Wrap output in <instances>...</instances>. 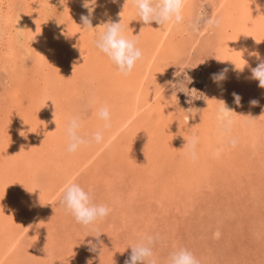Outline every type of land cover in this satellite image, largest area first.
<instances>
[{"label":"rangeland","instance_id":"374dc122","mask_svg":"<svg viewBox=\"0 0 264 264\" xmlns=\"http://www.w3.org/2000/svg\"><path fill=\"white\" fill-rule=\"evenodd\" d=\"M84 3L85 0H0V129L4 133L12 131L13 121L19 118L20 113L16 112L17 109H15L9 97L13 90L12 86H15V83L18 82V88H22V92H19L26 93L24 90L27 86H22L26 81L29 82L23 79V76L26 78L33 76L30 84L36 85L37 89H45L47 86H50L51 89L59 88L62 91L66 89L65 93L61 91L64 93L61 95H67L64 100V109H66L64 112L67 117L79 116L83 129L80 133L81 135L87 134L88 128H92L89 124L94 125L92 118L95 116L97 107L107 103L98 100L99 96H105L97 92L100 88L98 82L92 84L87 81V77L93 76L94 72L99 71L98 64L103 61L110 63L108 64L110 67L118 70L103 53L94 47V41L104 31L103 23L108 20L120 21L125 26L126 33L134 30L144 36L143 40L137 43V47L143 53L142 67L138 75L130 73L129 78L132 81H143L141 86H149L145 88H148L149 91L151 89L150 92L154 95L153 104L167 107L175 112L179 119L184 114L196 118L199 109L210 95L208 81L211 80L210 75L216 73L214 69L216 65L215 43L217 34H219L218 28H205L203 21L208 18H216L219 21L222 19L219 15L222 11V0H184V7L188 8V11L186 10V13H183V22L175 26H159L155 22L150 26L144 25L139 20L136 9L131 7L132 0H116L115 3L113 0H97V7L92 13L94 29L88 32L82 31L77 25V28H75V24L81 25V15H88V9L85 8L88 7V4ZM129 5L131 11L128 9L130 15H127L122 10L125 8L124 6ZM201 13L203 19L200 21V30L193 32L190 25ZM74 14L77 15L74 16ZM5 17H7V20ZM75 17L76 19H74ZM13 18H16V21ZM4 20L11 23L7 22V28ZM28 21L29 24H27ZM37 22H39V26ZM42 23L44 26L46 24L43 30L41 29L44 27ZM69 23L74 26L73 29L69 26ZM138 25H141L142 28L139 29ZM29 26L30 28L34 26V29L40 28L41 33L43 32L46 37L47 35L50 36L48 40L45 37L46 48L50 50V55H48L50 67L44 65L41 61L38 63L34 48L35 38L32 37L31 39L29 37L32 36L30 35L32 33H30ZM69 28L71 33H69ZM153 29L156 32V37L149 38L148 36H151L149 34H152ZM3 30L5 31L3 32ZM72 30L75 31L73 34ZM171 32L174 34H172L174 40L169 42ZM23 33L26 38L23 37ZM27 33H30L29 36ZM68 35H72V39L76 38L72 46H70L72 40L67 39L69 38ZM76 42H79L81 46L78 47ZM151 42H154L152 46ZM7 43L9 44L7 45ZM147 44L150 45L148 49ZM144 45H146V48ZM27 46H31L29 50ZM81 52H83V56H80ZM100 55L103 61L100 60L101 57L98 58ZM12 60H15L16 65L11 62ZM79 65L82 69L76 71ZM66 66L73 68L72 72L71 70L69 73H67L68 70L64 72ZM56 68L61 70L57 71ZM73 70L76 71L75 75H73ZM13 71L20 72V81H18L19 78L16 81V73H13ZM78 72L83 75H78ZM50 74H53V76ZM56 74L59 75V79H66L65 81L68 79V83H63V80L60 82L55 77ZM63 74L64 77H62ZM67 74H69L68 77ZM69 80H74L75 83ZM69 82L73 85H68ZM97 87H99L98 90ZM57 89L54 92L55 95H52L54 99H58L59 93L57 91L59 90ZM46 91L50 92L49 90ZM105 94L109 95L108 93ZM19 96L23 97L22 95ZM102 97L100 98L102 99ZM64 98L62 97V99ZM217 101L219 102L218 99ZM189 108L191 111L187 112ZM43 117L41 116L42 122H45L44 125L51 124L50 121L53 122L50 114H45V117H49L50 121ZM261 140L264 141V138ZM251 143L242 144L239 142L235 146L239 150V155L242 154L240 152L246 151L244 157L236 156L240 158V161H237L236 164L228 165V162H224L225 168L222 170L215 166L211 167V173L214 174L215 178L212 179L214 184L203 183L198 188H196L197 186L191 187L189 191L188 188H184L186 190L183 193L177 192L175 189V194H170L171 189L168 190L169 187H173L170 185L174 183L173 177L170 175V168H164L160 173V176L164 174V181L162 176H159L160 182L153 181L152 176H145L147 167L142 168L141 171L139 168L136 170L127 164L126 159L120 160L118 155L113 156L108 152H104L105 149L102 146L101 150L98 151H94L92 146L84 147L96 154L92 161H101V165L96 172L91 173L94 177L92 181H89L88 184L82 183L83 176L87 174L85 173L87 170H84L77 175V183L85 191L91 193L95 203L105 204L110 208L109 215L103 221L95 224V228L101 234L102 244L96 252L89 251L87 241L92 240L95 242V238L86 237V235L92 236L95 233L76 223L73 216L60 206L59 201L62 197L60 195L55 201L52 199V202L37 213L36 216L39 220L37 228L34 227V222L25 221L26 223L19 224V227H21L19 230L24 228L20 238L24 239L25 242L18 244L17 248L20 251L15 253L17 264H81L83 254L86 256V261L92 260V264H124V261L131 255V247L144 235H151L155 238L153 254L157 264H168L170 254L178 248H185L190 251L198 259L199 264H264V154H260L263 151L258 149H256L257 154L252 153L251 150L254 149V144L251 145ZM33 144L35 146L24 145L19 148L22 164L15 170L22 172L25 164L27 165L26 161L28 159L24 161L23 156L29 154L31 161H35V152L38 154L42 152L40 149H36L37 141H34ZM260 144L261 142L258 145H263L262 148L264 149V142ZM248 149H250L252 156ZM256 150L254 151L256 152ZM41 160V164L34 170L35 175L30 176L32 180L29 179L27 182L30 183V186L29 184H23L27 177L25 175L22 179V185H17L15 188L19 192L13 191L18 198L22 194L24 199L19 198L22 204L26 198L32 195L39 196L38 194L44 192L45 189L51 192L52 189L55 190L60 185L62 179L60 180L56 176L59 169L53 167V163H51L53 159L47 163L42 154ZM243 161H246V164H243L245 163ZM249 163H252V165ZM52 167L55 171L52 170ZM0 169L4 173L5 169L2 168V163ZM150 183L153 185L150 186L148 191H145V186ZM132 185L136 187L135 191L131 190ZM110 195L112 196L111 199ZM170 196H175L174 200L170 199ZM119 199L122 201L119 202ZM45 210H47L46 213H44ZM21 212L23 213L20 214H24L25 211L21 210ZM162 220H166L167 223ZM149 222L151 223L149 224ZM217 232L219 233L218 237L215 235ZM35 242L36 244H34ZM33 244L37 245L38 249L33 248ZM80 251L83 254H78Z\"/></svg>","mask_w":264,"mask_h":264},{"label":"bare ground","instance_id":"6f19581e","mask_svg":"<svg viewBox=\"0 0 264 264\" xmlns=\"http://www.w3.org/2000/svg\"><path fill=\"white\" fill-rule=\"evenodd\" d=\"M124 7L126 9L123 8L122 12L124 11L125 14L128 15L129 14L128 9H130L131 11L130 5L124 6ZM131 7H133V4H131ZM221 8H222V11H220L221 13L219 15H220V18H222L220 19V21L221 20L222 21L218 28L219 34H217L218 36L216 37V43H215L216 45V65L214 69L217 73L221 69L227 67L229 68V72L227 73L226 81L222 82V86H218L216 83L212 82V80L208 81L209 83L208 91L210 95L206 94L208 95V97L204 101L201 109H199L196 118H193V117L188 116L187 114H184L182 115L181 119H179L175 115V112H173L172 110H169L167 107L166 109L163 106L153 104L152 100L154 99V95L152 94V92H150L151 89L149 91L148 88H145L149 86L147 85H145V87L143 85L141 86V83L143 82L142 80H141L142 82L132 81L128 75L124 76L120 74L118 70H115L114 68L110 67V65H108L110 63H107V62L105 63L101 55L98 56V58L101 57L100 60L103 61L100 64H98L99 71L94 72L93 76L90 75L89 77H87V81L91 82L92 84L95 82H98V86H100V88L97 87V90L99 88L97 92L105 95L103 97L99 96L98 100L107 102L105 103V105H107L110 110L111 120H112L111 129L105 132L104 134L105 135L104 142L100 145H92L93 150L94 151L101 150V146H102V148L104 147L103 149H105L104 152H108L109 154H112L113 156L118 155L120 160L126 159L127 164L134 167V169L136 170L139 168L141 171L142 168L147 167L148 169H146L147 172L145 173V176H148V175L152 176L153 181L155 180V181L160 182L159 179L161 176H162V180L164 181L165 179H163V177L165 176L164 174L160 176V173L161 171L164 170V168H170L171 169L170 175L171 177H173V181H174L173 185H170V186H173L172 188L168 186L169 187L168 190L171 189L170 194H175L176 191L183 193L185 192L187 188H188L187 190L189 191L191 187L197 186L196 188H198L201 186L200 184H203V183L214 184L213 183L214 180H212V179H215L214 174L211 173L212 166H215L219 168L220 170H222L225 168L224 166L225 163L228 162V165L230 164L233 165L232 163L236 164L237 161H240V158H239L240 156L242 158L246 155L245 154L246 151L240 152L242 154L239 155L238 148H235V146L239 142L242 144L252 142L251 145L254 144L253 145L254 149L251 150V152L257 154L258 151L256 149H258L259 151H263L260 154L262 153L264 154V149L262 148L263 145H261L264 142L261 140L264 138V89L258 87V83H259L258 81L251 79V70H250L251 68H255L257 64L260 62V60L257 59V57L251 55V53L259 52L260 58L264 59V0H222ZM186 10L188 11V8L183 9L184 14L186 13ZM31 11L33 12V10ZM75 15L77 14H74V16ZM7 16H8V13H7ZM33 16L31 17L34 18ZM134 17L136 18V15ZM5 19L7 20V17H5ZM74 19H76V17ZM74 19H72V21ZM7 22L10 23V21L4 20L5 24H7ZM32 22L35 24L33 20ZM74 22H73V25H74ZM37 23L39 26V22ZM27 24H29V21L27 22ZM69 24H70L69 26H71V23ZM76 25L78 24H75V28L78 27V26L76 27ZM45 26L41 29L43 30ZM140 26L138 25L139 29L142 28ZM7 27H8V24L6 28ZM73 27L74 26H71L72 29ZM34 28L35 27L32 26L29 29L30 33H32V34L30 33L29 34L32 36H29L28 33L27 34L29 37H31V39L32 37L35 38V39L33 38L35 41L33 42L35 43L34 44L35 55L38 59V63H40L39 61H41L44 65L50 67L48 64L49 63L48 55H50L49 53L50 50L49 48H46L47 44L45 42V39L47 38L48 40V37L50 36L47 35L46 37V35L43 34V32L41 33V31H39L40 28H37V29H34ZM4 31L5 30H3V32ZM142 31L144 30L142 29ZM24 32L26 31L24 30ZM73 32L75 31L72 30V34ZM151 32L152 34H149L151 36H148V37L149 38L156 37L155 30L153 29ZM69 33H71V29L69 30ZM139 33H136L133 30L132 32L130 31L127 33L125 32V35L128 38H133V35H136L138 37L137 43L138 42L140 43L143 40L144 36L140 35ZM79 34L81 35V33ZM172 34L173 33L171 32L169 42L174 40L173 39L174 34L173 35ZM23 37L26 38L24 36V33H23ZM72 38H73L72 35H70L69 38H67L68 40H72L70 41L71 44L69 42L70 46H72L75 42L74 40H76V38L74 39ZM78 38H81V37H78ZM31 39L30 41H32ZM9 43H7V45ZM76 43L78 44V47L81 46L79 42H76ZM152 44H154V42L153 43L151 42V46ZM148 46L150 45L147 44V49H148ZM30 47L31 46L28 47V50ZM144 47L146 48V45H144ZM172 49L173 47L171 48V50ZM240 51L243 52V58L248 62V66H246L245 68H244L245 63L241 59V53H239ZM82 53L83 52L80 53V56H83ZM41 55L45 57L48 63ZM14 61L15 60H12L11 62H14ZM71 65H72V60H71ZM141 67H142V62L140 61L136 64L131 74L138 75ZM68 68L69 67L66 66L64 72H66L67 70H68L67 73H69L70 70L72 72L73 68L72 69L71 67L69 69ZM235 68L237 70L244 68V70L243 72H238L237 70H235ZM15 69H16V66H15ZM81 69L82 67L79 65V67L76 68V71L81 70ZM58 70H61V69L59 68L57 69V71ZM19 71H13V73H16L15 74L17 78L16 81L18 80V78H19L18 81H20ZM76 71L73 70V75L76 74ZM77 74L79 75L80 73L78 72ZM102 74H105V75H102ZM50 75L53 76V74H50ZM68 75L69 74H67V77ZM80 75H83V74H80ZM58 76L59 75L56 74L55 77H57V79L60 80L61 82L63 78L59 79ZM23 77H24L23 79H26L29 82L27 83L26 81V83L22 86V87L27 86L26 89L24 90L26 91V93L19 92V91L22 92V88L21 89L18 88V82L15 83V86H12V89H13L11 91L12 93L9 92L10 93L9 97L11 98L12 104L15 106V109H17L16 112L20 113L19 118H17L16 121H13L12 131L4 133V131L0 129V147H1L0 164L2 163V168L5 169V171L3 170L4 173L0 171V209H2L0 210V264H17L18 262L16 260L17 255H15V253H19L18 251H20L17 248L19 246L18 244L20 243L23 244V242H25L24 239L20 238V235L23 233L24 228L19 230V228H21L19 227V224L21 225L23 223H26L25 221L34 222L35 223L34 227L37 228L39 224V220L37 219V216H36L37 213L43 210V208L46 205H48V203L52 202V199L55 201L60 195L62 196V193L65 187L67 186V184L71 182L77 183V180H78L77 175L81 171L87 170V172H85L87 173L86 176L84 175L82 178V183L88 184V182L92 181V179L94 178L93 174L91 173L96 172L101 165L100 163L101 161L100 162L92 161L94 159L93 157L96 154H93L91 151L88 150V148L83 147L81 148V150L77 151L76 153H71V154L66 152L64 127H65L67 118L69 116L67 117L66 113L64 112V110L66 111V109H64V104H65L64 100L67 98L66 97L67 95H64L65 98L63 95H61L65 93L66 89L64 91H62L61 89L59 90V88L51 89L50 86H47V88L45 89L44 88L37 89L36 85H34L33 83L30 84L33 76H29L27 78L25 76ZM62 77H64V74ZM65 80L66 79L63 80L64 81L63 83L65 82L68 83V79L67 81ZM73 81H70V82H73ZM70 82L68 85H73V84H70ZM82 85L84 84L82 83ZM94 87L96 88V86ZM56 89L59 90L60 92L61 91L64 92V93L62 92L60 93L59 91H57L59 93L58 99L57 98L54 99V97H52V95L53 96L55 95L54 92L56 91ZM46 90H49L50 92H47ZM57 92H56V97H57ZM233 92L238 93L242 97L241 106H237L233 102V97L231 95ZM105 93H108L109 95ZM19 95H22L23 97H20ZM60 95L64 99H62V97L60 98L59 97ZM127 96L129 98H126ZM100 97H102V99ZM214 99L215 100L218 99L219 101L221 100L225 101L227 103V106L234 112V114L232 115L233 125L231 127V130L226 134L222 133L220 126L217 122L216 113L220 105L217 102H215ZM253 99L259 101V103L255 106L249 103V101ZM96 111H95V116L92 118L94 125L90 123L89 125L92 126V128L89 127L88 132H86L87 134L85 133L88 136H90L93 132H95L96 130L102 127L103 122L97 119ZM45 114H50V117H52L53 122L50 121L49 117L46 118ZM238 115H242L246 117H242ZM41 116H44L46 119H48V121H50L49 123L51 124L44 125L45 122L44 121L42 122ZM187 117H189L188 122L186 119ZM82 130L83 129L81 127L80 132ZM193 134H196L199 137L197 146L195 148V153H196L195 159H192L189 155H187L185 149L183 148L184 145L186 144V141L189 140V138ZM232 139L236 141V144L234 147L230 144V140ZM34 141H37V144H38L36 145V149L38 150L40 149L42 152L40 154L35 152V157H34L35 161H31L29 154H27L26 156H23L24 161L28 159L26 163L27 165H29V167H27V165L25 164V168L22 170V172H19V170H15V168L20 167L19 165L22 164L20 160V155H19V148L23 147L24 145L35 146L33 144ZM259 141L261 142L260 144L261 146L258 145L260 143ZM254 150H256V152ZM248 151L250 152V149H248ZM251 152H250V155L252 154ZM42 154H43V159L47 163H49V161L53 159L51 161V163H53V167L54 168L57 167L59 169V171L56 173V176L58 179L60 180L62 179V180L60 182V185L55 190L52 189L51 192H48L47 189L43 190L44 192L39 191L40 192V194H38L39 196L32 195L26 198L25 200H23L25 202L22 204L21 200L19 201V198L24 199L22 194L18 198L16 196V193L13 191L16 190L15 188L17 185L18 186L22 185L23 183L22 179H24L25 175H27V177L25 178V181L23 184L24 185L29 184L30 186V183H27V182L29 179L32 180L30 176L32 177L35 175L34 170H36V168L41 164ZM237 155H239L238 158L236 157ZM246 161H243L245 162L243 164H246ZM250 165H252V163ZM53 167H52V170L55 171ZM245 169H246V166H245ZM206 179H207V182H206ZM137 184L140 185L139 182H137ZM152 185L153 184L151 183L147 184V186H145V191H148L150 189V186ZM131 190L135 191L136 187L132 185ZM17 191L18 189L16 190V192ZM111 198L112 196L110 195V199ZM174 198L175 196H170V199L174 200ZM34 200L37 202H35ZM121 201L122 200L119 199V202ZM146 201H147V198H146ZM21 210L25 211L24 214H20V213H23L21 212ZM46 212L47 210L44 211V213ZM208 212H209V209H208ZM162 221L163 222L165 221V223H167L166 220H162ZM150 223L151 222H149V224ZM34 244H36V242ZM34 244H33V248L38 249V247H36L37 245L35 246ZM78 254H83V253L80 251L78 252ZM81 260H82L81 264L87 263L86 261L87 259L84 254H83V259L81 258Z\"/></svg>","mask_w":264,"mask_h":264},{"label":"clouds","instance_id":"9594fccd","mask_svg":"<svg viewBox=\"0 0 264 264\" xmlns=\"http://www.w3.org/2000/svg\"><path fill=\"white\" fill-rule=\"evenodd\" d=\"M113 2L115 3L116 0H113ZM85 3L88 4V7H85L88 9V15H82L80 17L81 25L77 26L83 31H91L94 29L92 25V13L97 7V0H85ZM132 3L133 7L136 9V14L139 17V20L144 25L150 26L155 22L159 26H175L181 24L184 20V0H132ZM202 19L203 14L201 13L190 25L193 32H198L200 30V21ZM203 23L204 27L207 29H215L220 26V21L216 18H208L204 20ZM103 25L104 31L100 34L99 38L94 41V47L98 49L99 52L103 53L109 61L115 65L120 74L127 76L132 72L136 64L143 59V53L141 49L137 47L138 37L133 35V38H128L125 35L126 28L120 21L113 22L108 20L104 22ZM239 53H241V59L245 63V68L248 66V62L243 58V52L240 51ZM251 55L260 60L255 68L250 69L251 79L258 81V87L264 89V59L260 58L259 52H253ZM41 56L45 59L43 55ZM244 68L239 70L235 68V70L243 72ZM228 72L229 68L225 67L217 73H212L210 79L218 86H222V82L227 79ZM231 95L233 97V102L237 106H241L242 97L235 92ZM215 101L220 105L217 109L216 119L222 133L226 134L231 130L233 125L232 115L234 112L227 106L225 101ZM249 103L255 106L259 101L253 99L250 100ZM190 111L191 109L189 108L187 112ZM96 116L97 119L103 122L102 127L93 132L90 136L81 135L80 129L82 127V122L79 116L74 115L67 118L64 127L66 152L70 154L76 153L83 147L100 145L104 142L105 132L109 131L112 127L111 113L108 106L102 105L98 107ZM186 119L188 122L189 117ZM198 140L199 137L196 134H193L183 147L186 154L192 159L196 158L195 148ZM230 144L234 147L236 141L232 139L230 140ZM59 204L67 213H70L73 216L76 223L95 233V235H86V237L95 238V242L88 240L87 246L90 252H96L98 247L102 244V241L100 240V232L94 226L97 222L103 221L109 215L110 208L105 204L95 203L91 193L85 191L84 188L75 182L67 184L62 193ZM215 235L218 237L219 233L217 232ZM154 242L155 238L153 236H142L140 240L131 247V255L124 261V264H157L153 254ZM87 264H92V260H88ZM168 264H199V261L187 249L178 248L170 254Z\"/></svg>","mask_w":264,"mask_h":264}]
</instances>
